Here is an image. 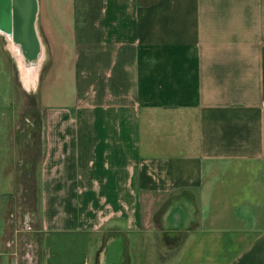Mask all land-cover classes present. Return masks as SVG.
Segmentation results:
<instances>
[{"label": "crops", "instance_id": "0c3cea01", "mask_svg": "<svg viewBox=\"0 0 264 264\" xmlns=\"http://www.w3.org/2000/svg\"><path fill=\"white\" fill-rule=\"evenodd\" d=\"M45 1L74 92L0 77V264H264V0Z\"/></svg>", "mask_w": 264, "mask_h": 264}, {"label": "rangeland", "instance_id": "374dc122", "mask_svg": "<svg viewBox=\"0 0 264 264\" xmlns=\"http://www.w3.org/2000/svg\"><path fill=\"white\" fill-rule=\"evenodd\" d=\"M46 1L45 0H34V33L36 35L37 40L39 41V48L41 50V55H42V59L40 62V68L41 66H43L45 64V61L48 58V51H49V45L51 46V44L49 43V39L47 38V35H45L46 31L44 26L46 25L45 23V16H46ZM53 24H55L54 19H52ZM54 26V25H53ZM56 27L54 26V29ZM44 29V30H43ZM45 32V33H44ZM11 33L12 35H14L13 30H6L3 27L0 26V77L3 78V82L1 83H6V86H8L7 84H15L18 86V82H19V68H18V63L16 61V59L14 58V56L12 55L11 50L9 49V45L10 43L16 42V40L14 38L11 37ZM52 39V38H51ZM61 42V46L63 48V43H64V38H58ZM30 56V54H29ZM51 58V61H50ZM50 58L48 60V62L46 63V65H44V70H43V75H42V87L45 86V82L48 81V79H51V83H52V89H55V95L52 96V101L58 103L60 102V96L64 94V102L66 101V99H68L71 95V91L74 92L73 89V81L74 78H71V75H66L64 74V76L62 75H56L55 74V66H54V62L55 59L53 57H51L50 54ZM59 63H63L62 60L59 61ZM68 66V61L67 58H64V68L66 69V67ZM39 68V69H40ZM58 72L61 70L63 71L64 69L60 66H58L57 68ZM5 71L7 72V76L5 74ZM69 76V77H68ZM17 83V84H16ZM23 83V82H22ZM24 85V84H23ZM5 86V87H6ZM25 87V86H24ZM54 92V91H53ZM72 98V96H71ZM11 100H15L19 103V106H21V112H22V116L24 117V120L27 119L29 122L32 121V119H34V125H28V123H25L24 127L25 130H29L30 132L34 131L37 132L38 130V125H37V109L35 106H33L34 103V95L33 93L30 91H24L22 89H20L19 87L15 88L14 94H11L10 96ZM71 105L72 106H76L77 102L76 99H72L71 100ZM40 108V107H39ZM27 122V121H25ZM36 145V144H35ZM29 154L31 155H27L25 157V162L27 165H30L31 160L34 159L36 157V152L38 153L36 146H34V149H31L29 151H27ZM28 166L26 167V172L27 171ZM23 253L26 254V249H25V242L23 243V251H21ZM23 255V254H22ZM13 256V255H12ZM25 256V255H23ZM24 261L21 262V264H38L37 263V256L34 255V252H32L31 256H26L24 259ZM11 264V263H10ZM13 264V261H12ZM17 264V262H16Z\"/></svg>", "mask_w": 264, "mask_h": 264}, {"label": "flooded vegetation", "instance_id": "af4514ba", "mask_svg": "<svg viewBox=\"0 0 264 264\" xmlns=\"http://www.w3.org/2000/svg\"><path fill=\"white\" fill-rule=\"evenodd\" d=\"M16 1L18 2V0H7L5 6L0 4V26L6 30L12 29L14 33L17 25H20V20L17 19L18 15L23 14L26 18V32L34 31V10H32V7H34V0H25L22 7L20 3L16 4ZM10 44L11 50L15 54L16 58L18 56L20 59H23L27 54H29L28 52L21 51V49L19 50L17 42L12 41ZM26 45H29L30 48L35 50L33 51L34 55L37 54V39H29ZM17 63H19V61H17Z\"/></svg>", "mask_w": 264, "mask_h": 264}, {"label": "bare ground", "instance_id": "6f19581e", "mask_svg": "<svg viewBox=\"0 0 264 264\" xmlns=\"http://www.w3.org/2000/svg\"><path fill=\"white\" fill-rule=\"evenodd\" d=\"M6 2H7V0H0V4L3 6H5ZM32 10H33V7H32ZM24 28L26 29V27H24ZM11 37L15 38L14 35H12V33H11ZM29 38L30 39H37L34 31L30 32ZM16 42L18 43V46H19L18 48H19V50L21 49V51H24V52L35 51L34 49L30 48L29 45L27 47L24 46L23 42L20 40H18ZM16 59H17L16 61H19L18 68H19L21 80H22L25 88L32 87L33 82L36 80L38 68H39V65H40V62L42 59L41 51L37 52L36 55L32 54L31 58H29V56L26 55L23 59H20L18 56Z\"/></svg>", "mask_w": 264, "mask_h": 264}, {"label": "water", "instance_id": "95a60500", "mask_svg": "<svg viewBox=\"0 0 264 264\" xmlns=\"http://www.w3.org/2000/svg\"><path fill=\"white\" fill-rule=\"evenodd\" d=\"M25 0H18V2L16 1V4L20 3L21 7L22 4L24 3ZM20 20V25H17L16 30H14V39L16 41L20 40L24 43V46L27 47L26 42L29 41V37H30V32H26V29L24 27H26V18L23 14H19L18 18ZM22 37V38H21ZM31 56L32 52H28ZM29 54H27V56H29ZM29 56V57H30Z\"/></svg>", "mask_w": 264, "mask_h": 264}]
</instances>
